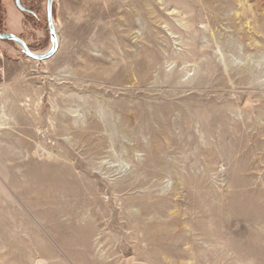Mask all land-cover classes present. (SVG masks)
Here are the masks:
<instances>
[{
    "label": "rangeland",
    "instance_id": "rangeland-1",
    "mask_svg": "<svg viewBox=\"0 0 264 264\" xmlns=\"http://www.w3.org/2000/svg\"><path fill=\"white\" fill-rule=\"evenodd\" d=\"M0 32L51 44L47 0ZM0 40V264H264V0H54Z\"/></svg>",
    "mask_w": 264,
    "mask_h": 264
},
{
    "label": "water",
    "instance_id": "water-1",
    "mask_svg": "<svg viewBox=\"0 0 264 264\" xmlns=\"http://www.w3.org/2000/svg\"><path fill=\"white\" fill-rule=\"evenodd\" d=\"M53 3H54V0H47L46 2L47 24H48L49 35L51 37V44L45 51L43 52L32 51L27 45V43L22 38L10 32H0V40L14 42L22 49V51L27 56L35 60H38V61L46 60L50 58L51 56H53L55 52L57 51L58 45H59V40L57 39V33L53 27ZM15 5L20 11L25 12V13L29 12L23 6L21 0H15Z\"/></svg>",
    "mask_w": 264,
    "mask_h": 264
},
{
    "label": "bare ground",
    "instance_id": "bare-ground-1",
    "mask_svg": "<svg viewBox=\"0 0 264 264\" xmlns=\"http://www.w3.org/2000/svg\"><path fill=\"white\" fill-rule=\"evenodd\" d=\"M57 33V32H56ZM57 39H58V36H57Z\"/></svg>",
    "mask_w": 264,
    "mask_h": 264
}]
</instances>
